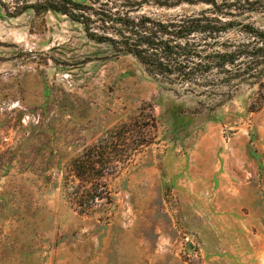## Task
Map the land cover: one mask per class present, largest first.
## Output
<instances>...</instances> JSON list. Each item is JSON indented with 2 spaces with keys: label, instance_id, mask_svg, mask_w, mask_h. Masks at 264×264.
<instances>
[{
  "label": "rangeland",
  "instance_id": "rangeland-1",
  "mask_svg": "<svg viewBox=\"0 0 264 264\" xmlns=\"http://www.w3.org/2000/svg\"><path fill=\"white\" fill-rule=\"evenodd\" d=\"M73 1L86 27L0 0V264H264V73L185 90L93 38L100 10L217 20L237 44L264 30V0ZM151 118L111 202L82 214L73 161Z\"/></svg>",
  "mask_w": 264,
  "mask_h": 264
},
{
  "label": "trees",
  "instance_id": "trees-1",
  "mask_svg": "<svg viewBox=\"0 0 264 264\" xmlns=\"http://www.w3.org/2000/svg\"><path fill=\"white\" fill-rule=\"evenodd\" d=\"M11 18L25 11L35 15L52 13L83 24L84 11L73 0H15ZM95 43L108 45L116 56H131L152 77L178 88L211 90L229 87L232 82L258 79L264 73V30L246 27L244 41L220 44V34L233 26L196 16L151 18L147 15L95 11ZM218 26V27H216ZM88 31V30H87ZM94 36V35H90ZM208 41H213L208 45ZM218 83V85H215ZM235 84V83H234ZM232 87V86H231ZM139 129L129 140L124 128L88 147L71 165L77 186L69 194L71 204L81 213L93 211L98 202H111L106 179L128 163L139 148L151 143L154 121ZM134 137V139H133Z\"/></svg>",
  "mask_w": 264,
  "mask_h": 264
}]
</instances>
